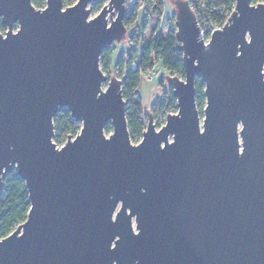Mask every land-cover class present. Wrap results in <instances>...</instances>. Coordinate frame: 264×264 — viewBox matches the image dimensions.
<instances>
[{"label": "water", "instance_id": "1", "mask_svg": "<svg viewBox=\"0 0 264 264\" xmlns=\"http://www.w3.org/2000/svg\"><path fill=\"white\" fill-rule=\"evenodd\" d=\"M90 1L0 0V192L14 168L29 201L0 264H264V7L235 0L203 43L173 1L177 110L158 129L146 114L132 143L122 81L99 67L125 37L123 0L87 19ZM62 108L81 128L57 147Z\"/></svg>", "mask_w": 264, "mask_h": 264}, {"label": "trees", "instance_id": "2", "mask_svg": "<svg viewBox=\"0 0 264 264\" xmlns=\"http://www.w3.org/2000/svg\"><path fill=\"white\" fill-rule=\"evenodd\" d=\"M215 5H223L228 11L233 6L234 0H211ZM35 8L43 7L45 0H31ZM145 23H141V30ZM5 31V26L0 21V32ZM134 38L135 47L131 51L121 52L115 60L112 59V47L102 50L99 56V65L102 71L111 70V64L122 66L132 60L131 53L139 62V68L129 69L122 80V97L126 104V121L131 142H136L145 128V119L142 110L140 95L137 92L141 73L150 70L154 61H158L164 72L170 75L184 77L182 65V52L178 49V41L172 33L166 35L156 34L148 39ZM143 38V37H142ZM113 60V61H112ZM112 65V66H113ZM163 85V81H159ZM195 102L203 99V82L200 76L194 77ZM166 96L160 103L162 110L174 107V97L167 86ZM79 121L70 116L67 108L60 109L53 118V140L58 143L65 140L68 135H73L78 129ZM109 125L106 126L108 129ZM29 209L28 194L24 182L15 174L12 168L5 175L0 192V238L9 234L16 225L23 222Z\"/></svg>", "mask_w": 264, "mask_h": 264}, {"label": "built area", "instance_id": "3", "mask_svg": "<svg viewBox=\"0 0 264 264\" xmlns=\"http://www.w3.org/2000/svg\"><path fill=\"white\" fill-rule=\"evenodd\" d=\"M77 0H61V9H64L67 6L73 5ZM109 0H91L86 5V8L89 9V16L87 19L92 18L95 16L101 9V7L105 4L108 5ZM192 11L196 24L198 25L200 32H201V39L203 43H207L210 39L211 33L214 29H221L222 25L224 24L225 20L231 14L233 6L230 10H226L223 5H215L211 0H185ZM250 4L256 5L258 0H249ZM167 0H123V23L125 26V37L119 41L113 42L111 47H114L115 50L118 51L120 54L124 52L125 54L132 49H134V38H138L141 30L136 31V25L134 24L135 20L139 15H141V23H149L153 20V33L166 35L168 33L175 34L176 27H175V9H166ZM91 13V11H93ZM108 19V17H107ZM118 54V55H119ZM131 53L132 60L129 63H126L122 66L114 64L111 70V76L117 77L119 80H123L126 72L131 69L135 70L139 68V62ZM153 72V66L150 70L146 72H142L141 75L145 76V79L150 80L151 74ZM182 79L181 76H178ZM168 86V85H167ZM166 86V87H167ZM152 110L155 112L152 115V123L154 126H157L158 129L162 126L165 122V116L167 113H175L177 110L176 102L174 100V107L168 110H162L157 112L154 107ZM81 128V123L78 124V129L73 135H69L74 137L76 133L79 132ZM141 138V137H140ZM139 138V140H140ZM65 143V142H64ZM64 143L57 147L62 146Z\"/></svg>", "mask_w": 264, "mask_h": 264}, {"label": "rangeland", "instance_id": "4", "mask_svg": "<svg viewBox=\"0 0 264 264\" xmlns=\"http://www.w3.org/2000/svg\"><path fill=\"white\" fill-rule=\"evenodd\" d=\"M173 1L174 0H167L166 9H171L172 7H173L172 9H175L174 8V5H173ZM43 7H44V5H43ZM43 7H41V8H43ZM93 12H94V10L91 11V13H93ZM154 22L155 21L153 20L152 22L145 23L144 28L141 30V28H140L141 27V15H139L137 17V19L135 20L134 24L137 26L136 27V31L141 30V37H140L141 43L143 42L142 39H145L146 40L150 36H154V33H153V29H154L153 28V25H154ZM15 29H16V27H15ZM5 30H6V28H5ZM4 32H0V33L4 34ZM118 54H119L118 51L115 50L114 47H112V59L113 60L116 59V57L118 56ZM112 65L113 64H111V67H110L109 70H112ZM99 67H100V65H99ZM100 69H101V67H100ZM102 72L106 75V77H110L111 76V71L110 72H108V71H102ZM166 75L167 74L164 72L161 64L158 61H154L153 62V72L151 74L150 80L145 79V76L141 75L140 83L144 84V82L146 83V82H149L150 81L149 83H152L153 85H156L157 86L156 92H155V94L157 96H155V98L153 100V103L152 104H149L147 106L144 105L142 107L143 114H144V119H145V123H146V114L150 113L151 115H153L155 113L152 110V107H154V109L157 112L162 111V109L160 108V103L163 101V97L167 95L166 94V91H167V87H166L167 86V83L165 81V76ZM160 80L163 81V85H160L159 84V81ZM105 86H106V84L104 83L102 85V88L104 89ZM141 96H142V100L145 101L146 98H145L144 91H142V95ZM140 100H141V98H140ZM204 105H205V99H204V96H203L202 101H200V102H197L196 101V107H197V111H198L199 118H202V116H203V107H204ZM107 125H109V127H108V129H106V127H105V134L106 135L110 134L111 131H112L111 125L110 124H107ZM155 128H157V126H155ZM66 139L63 140V141H61V142H58V143H56L53 139L52 140H53L54 143H56L57 146H59V145H61V143H64L66 141ZM138 141H139V139L136 142H132V143H137Z\"/></svg>", "mask_w": 264, "mask_h": 264}, {"label": "crops", "instance_id": "5", "mask_svg": "<svg viewBox=\"0 0 264 264\" xmlns=\"http://www.w3.org/2000/svg\"><path fill=\"white\" fill-rule=\"evenodd\" d=\"M149 82H146V83L144 82V84L139 83V86H138V89H137V92H138V94L140 95V98H141L142 107L144 105L147 106L149 104H152L155 96H157L155 94L157 86L153 85L152 83H149ZM142 91H144V93H145V98H146L145 101L142 100V96H141L142 95Z\"/></svg>", "mask_w": 264, "mask_h": 264}, {"label": "snow or ice", "instance_id": "6", "mask_svg": "<svg viewBox=\"0 0 264 264\" xmlns=\"http://www.w3.org/2000/svg\"><path fill=\"white\" fill-rule=\"evenodd\" d=\"M258 3L262 6V7H264V0H258ZM256 5H253V7H255ZM3 20V17L2 16H0V21H2Z\"/></svg>", "mask_w": 264, "mask_h": 264}]
</instances>
